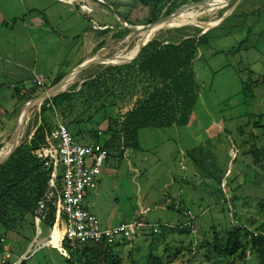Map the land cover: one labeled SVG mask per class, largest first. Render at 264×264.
Wrapping results in <instances>:
<instances>
[{
	"label": "rangeland",
	"instance_id": "obj_1",
	"mask_svg": "<svg viewBox=\"0 0 264 264\" xmlns=\"http://www.w3.org/2000/svg\"><path fill=\"white\" fill-rule=\"evenodd\" d=\"M34 1L0 0V151L13 139L22 107L27 103L13 101L12 97L17 98L23 91L34 97L40 96L43 92L35 83L36 76L45 77L47 90L52 87H48L52 75L59 76L55 80L65 77L64 70L56 68V49L62 55L61 60L78 57V44L72 54L69 48L55 44L58 34L70 36L64 24L69 25L67 22L72 20L62 23L53 15L51 22L57 28L45 38L44 45L48 46L40 48L38 52L34 51L30 39L37 32L29 30L26 33V29L18 28L23 19L27 20L29 27L32 26L31 22L35 24L45 19L43 14L30 12V7L35 6ZM89 2L92 11L86 10L88 7L85 5V17L78 19L89 26L97 22L120 27L123 25L121 19L127 17L133 24H128L131 27L147 26L149 9L136 7L137 0ZM263 2L251 0L244 5L243 10L254 13L247 17L242 32L231 33L236 19L211 30L209 44L201 47L192 66L199 100L189 122L184 126L140 130L139 149L127 150L129 158L121 163L103 166L102 184L88 201L101 224L105 227L139 218L141 221L151 220V226L144 229L142 237L113 250L121 257L123 264H132V261L145 264L150 255L162 258L164 264H210L206 256L213 258V264H231L230 259L218 258L213 249L209 255L208 248H201L202 242L214 245L234 227L249 232L264 230V83H261L264 80V9L256 11ZM175 3L181 8L195 3V0H176ZM236 3L237 0H219L216 5L221 7L218 10L192 21L198 24L212 22L211 25H215L224 14L237 9ZM41 7L49 9L47 1L43 0ZM165 13L166 9L162 17L167 16ZM184 20L178 17L173 22L178 24ZM184 26L162 31L154 39L162 35L173 38L185 34L193 36L197 29L201 30L196 26ZM178 29L182 31L176 32ZM139 38V34L129 30L126 36L115 37L114 48L106 56L119 57L135 50V42ZM243 40L246 43L240 50L238 46ZM102 53L100 50L94 56ZM17 63L28 68H22ZM101 67L80 73L67 88V92L79 86ZM145 88L146 85L144 89L141 86L134 99L118 105L114 110L106 107L97 112L95 104L84 106L74 99L71 106L50 113L49 122L54 127L58 122L65 121L72 133L80 131L87 135V142L93 141L88 135L89 130H103L106 116H111L113 112L121 116L130 111L136 101L144 97ZM42 107H32L33 113L21 145L28 143L38 129ZM25 120L27 116L24 115L20 128ZM74 121L78 122L71 123ZM76 138L79 143L84 141L80 135ZM105 139L106 136L100 137V144ZM198 146L202 147V156L208 159V165L213 162L218 170L225 173L226 185L218 187V190L217 185L207 180L187 156L189 150ZM251 150L262 153L259 165L254 164ZM169 195L176 207L173 211L161 208ZM139 201H146L144 209L149 208L150 211L144 215L139 214ZM189 211L196 216L190 234H167L164 237L153 232L154 228L160 230L166 224L173 227L183 224L187 221L186 213ZM30 223L31 219L26 221L19 232L7 231L0 224V264H66L61 255L79 264L80 256L71 257L72 254L62 248V241L60 245H57V240L54 242L60 236L62 225L58 229L55 224L56 229L51 231L41 227L39 233L37 226L34 231ZM1 239L5 243H1ZM6 246L12 255L7 261L4 260ZM178 251L183 254H177ZM111 263L112 258L108 256L101 264ZM235 264L257 262L253 257L246 261L237 260Z\"/></svg>",
	"mask_w": 264,
	"mask_h": 264
},
{
	"label": "trees",
	"instance_id": "obj_2",
	"mask_svg": "<svg viewBox=\"0 0 264 264\" xmlns=\"http://www.w3.org/2000/svg\"><path fill=\"white\" fill-rule=\"evenodd\" d=\"M175 1L137 0L136 7L142 6L149 9L146 23L149 25L161 18L165 9L166 15L179 9L180 6H177ZM201 1L204 0H195V2ZM250 1L243 0L221 25L236 19L237 22L231 29V33L245 30L247 17L254 13L243 10L244 5ZM258 7L256 11L264 9V2ZM124 20L133 26L128 17ZM187 21L186 19L182 23ZM182 23L176 27H167L165 30L182 27ZM123 29L124 31L118 35L119 37L126 36L128 33L127 29ZM175 31L180 32L182 29ZM201 32L202 30L197 29L196 35L193 36L185 34L180 38L161 36L154 39L140 51L137 58L130 64L108 67L96 74L94 78L85 81L80 87L76 86L72 91L47 100L41 110L40 125L31 140L21 145L0 166V224L7 231L19 232L26 221L30 219L32 220L30 225L34 231H36L37 218L41 220L40 229L44 227L50 231L56 223L57 196L51 199L48 197L51 191L52 169H48L45 162L35 154L36 151L51 146L49 134L53 126L50 124L48 116L53 113L54 108L62 111L64 106H71L74 99H77L84 106L95 104L97 112L106 107L114 110L118 105L134 99L140 87L143 86L144 89V85H146L144 97L137 100L130 111L121 116L115 115L114 112L111 116H106L107 127L104 131L106 139L103 147L108 152L107 160L116 159L118 162L124 159L127 150L139 149L140 130L186 125L199 100L192 66L199 56L201 47L207 46L210 42L211 30L198 38ZM147 37L148 35L143 37L138 46ZM245 43L246 40H243L238 49L242 50ZM118 58L122 57H116V59ZM60 80H57L55 84ZM261 83H264V80ZM68 87L64 90H67ZM76 89L77 91L73 92ZM37 97L32 96L31 93L28 94V92L17 95L20 102H29ZM49 103H52L53 108L47 107ZM76 122L78 121L71 123L75 124ZM25 132L26 130L20 136V141H22ZM88 133L93 142L100 143L98 131L89 130ZM80 134V131L72 133L74 138ZM202 151V147L198 146L189 150L187 156L196 164L207 180L217 185L218 190V187H222L225 173L218 170L213 162L208 165V159L206 157L203 159ZM250 153L254 156V164L259 165L262 160V153L252 150ZM5 154L0 156V160ZM210 159L212 161V158ZM227 185H229V180ZM42 205H44L43 209L41 208ZM170 208L175 210L176 207L172 205ZM192 228V226L187 225L164 226L161 227L158 234H162L164 237L167 234H190ZM129 243L121 242L113 246L85 245L72 248L64 242L62 248L68 254L71 253V257L80 256L79 264H101L108 256L112 258L111 264H123L121 257L115 254L113 250L120 249ZM202 247L209 249V255L212 254L213 249V253L218 255V258L230 259L231 264H235L237 260L246 261L253 257L257 264H264L263 229L249 232L244 228L234 227L231 231L226 232L221 239H218L214 245L202 242ZM54 250L59 253L56 249ZM177 254L182 255L183 253L178 251ZM61 258L66 260V264H74L71 258L67 260L62 255ZM205 258L207 262L213 264V258L209 256ZM132 264L137 263L132 261ZM145 264H164V262L162 258L150 255Z\"/></svg>",
	"mask_w": 264,
	"mask_h": 264
},
{
	"label": "built area",
	"instance_id": "obj_3",
	"mask_svg": "<svg viewBox=\"0 0 264 264\" xmlns=\"http://www.w3.org/2000/svg\"><path fill=\"white\" fill-rule=\"evenodd\" d=\"M86 10L89 11V8ZM35 83L37 86H44L43 77ZM50 106L53 108L52 103L47 105ZM56 112L58 110L54 108L53 113ZM98 136L103 137L104 132L99 130ZM49 140L51 146L42 148L35 154L45 162L48 169H52L48 197L51 199L57 196L55 224L58 229L63 226L64 236L61 241L76 248L85 245L113 246L142 237L147 227L145 222L137 220L104 228L97 216L86 207L87 196L98 188L102 168L108 159V152L103 144L93 141L79 143L65 121H60L53 127ZM186 219L185 225L194 227L196 216L191 211L186 213ZM36 222L41 223V220L37 218ZM153 232L158 234L160 230L154 228ZM1 243H5V240L1 239ZM4 252V260L7 261L12 257L10 249L6 246Z\"/></svg>",
	"mask_w": 264,
	"mask_h": 264
},
{
	"label": "crops",
	"instance_id": "obj_4",
	"mask_svg": "<svg viewBox=\"0 0 264 264\" xmlns=\"http://www.w3.org/2000/svg\"><path fill=\"white\" fill-rule=\"evenodd\" d=\"M45 1H47L49 9H48V7L47 8L46 7H41L42 3H43V0L34 1L35 6H31L30 9H29L31 13L43 14L45 16V19L42 22L36 21L35 24L33 22H31L32 26H30V27H29L28 23L26 22L27 20H24V19L22 20L21 19L22 20L21 21L22 24L20 25L21 27H18V28H20V30L26 29L27 30L26 33L29 30H32V31L35 30L37 32L35 34L33 33V35L31 36L30 40H31L32 47H33L34 51L38 52L40 48H44V47L46 48L48 46V44H47V46L44 45V42L46 40L45 38H47L49 36V34L54 31V28H57L51 22L52 21L51 20L52 19V15L55 18H57L59 22L61 21L62 23H65V21H67V20H69V21L72 20L70 22H67V23H70L69 25H67V24L65 25L64 24V26L66 27L65 30L67 32H69L70 36H66V35L64 36L62 34L61 35L58 34V37L56 39L57 41L55 42L56 46H60V47L62 46L61 48H69L70 54L74 53L75 52V48L77 47V44L79 45V51H78V54H77L78 57L76 59L68 58L65 61L61 60L62 55L59 54V51H58L59 49H56V51L58 52V54L56 56L57 57V59H56L57 60L56 61V68L57 67H61L64 70L63 76H65V77H63V79L66 78L67 76H69L71 74V72L75 68L80 66L85 61H88V60L104 61V60H107V59L111 58V56L107 57L106 55L109 53V51L113 50L115 37H119L118 35L121 32L124 31V29H123V28H125L124 25H122L120 27H112V25L107 26V25H104V24H100V23H97V22L94 23L93 22V24H91L89 26V24H87L86 22L79 21L78 19L81 16L85 17V13H84V11H86L84 9L85 5L89 8L90 12L92 11V5L89 2V0H75V1H72V2H68L66 0H45ZM102 1L104 2V0H102ZM79 2H82V3L78 4ZM48 15H51V17H49ZM5 29H7V28H5ZM100 50H102V52H103L102 55L94 56V53L96 52V54H98V52ZM62 51L63 50H61V52ZM21 52L23 53V51H21ZM98 58H101V59H98ZM16 65H19V64L17 63ZM98 66H102V67L99 70H97V72H95L90 77L85 78V80L82 81L79 84V87L81 86L82 83H84L85 81L89 80L90 78H94L96 74H98V73H100V72H102V71H104L106 69V68L103 67L102 64H94V65L90 66L89 68L85 69L84 71H86L88 69H92V68L98 67ZM20 67H22V65ZM22 68L27 69L28 67L26 65H23ZM84 71H82V72H84ZM56 74H60V73L57 72ZM41 77H43V75L36 76L34 78V80L36 81L37 79H39ZM57 77H59V76L58 75H56V76L52 75V77L50 78V83H49L48 87L55 86V82L57 81L55 79ZM43 79H44V86H40V87L42 88V90H47L45 77H43ZM60 79L61 80L59 82H61L63 80L62 78H60ZM58 83H56V84H58ZM25 92L23 91L22 94H24ZM12 100L13 101H15V100L18 101V98L12 97ZM29 111H30V109L24 108V112H22L23 114L21 115V117L19 116L20 124L22 123L24 115L28 116ZM19 122H18V124H19ZM25 122H26V120H25ZM24 123H23V125H24ZM104 126H105L104 129L101 130L103 132L106 130L107 121H106V125H104ZM88 135H89V133H88ZM80 136L84 140L82 143H88L86 134L85 135L80 134ZM76 140H77V138H76ZM126 155H128L127 152L124 155V159H128L129 158V155H128V158L126 157ZM123 160H121V161H123ZM121 161L118 162V160H116V159H114V160L113 159H109V160H107L106 164H108V165H110L112 163H114V164L116 163L117 164V163H121ZM111 166H113V164ZM103 172H104V170L102 168V172H101V175H100L99 180H98V188H100V186L102 184L101 176H102ZM222 185L223 186L226 185V177H224ZM167 186H169V184ZM94 192H91V193L88 194L87 201H86V207L92 213H94V210L92 209V206H89L88 201L92 197V194ZM170 198H171L170 195L167 196V200H166L165 205H163L161 207L162 209L173 211L170 208L173 205L171 200H170ZM145 202L146 201H144V203L142 201L138 202V206L140 208L139 214H141V215H144L147 211H150L149 208H147L146 210L144 209ZM181 213L184 214V210H182ZM94 215H96V214L94 213ZM137 220L141 221L142 219L139 218V219H136L134 221H137ZM134 221H124L122 223H132ZM143 222L146 223L147 227L151 226L150 225V223H151L150 219H147L146 221H143ZM122 223H118V224L111 225V226H107L106 225L105 227L103 225L102 226L104 228H113V227L118 226V225H120ZM167 225L168 224H166L165 226H167ZM181 225H185V222L183 224H181ZM168 226L169 227H173L171 225H168Z\"/></svg>",
	"mask_w": 264,
	"mask_h": 264
},
{
	"label": "water",
	"instance_id": "obj_5",
	"mask_svg": "<svg viewBox=\"0 0 264 264\" xmlns=\"http://www.w3.org/2000/svg\"><path fill=\"white\" fill-rule=\"evenodd\" d=\"M209 1L210 0H204L201 2H195V3H193L187 7H181L169 15L159 18L156 22L145 26V28H143V29H140L139 27H131L126 23V21L124 19H121V22L124 25V27H126L130 32L135 33V34H139L141 32H146L149 34V37L146 40H144V42L142 44L137 46L135 48L134 52L129 57H126L124 59H121V60L118 59L117 60L116 56H113V57H111L107 60H104V61H98V60L97 61L96 60L85 61L80 66L75 68L71 72V74L69 76H67L66 78H64L61 82H59L58 84H56L52 88L46 90L37 98L27 102L22 107V111L24 110V108L31 109L34 106H38L39 108H41L43 103L46 102L47 100H50L52 98H55L58 95L66 93L67 92L66 90L61 91V92H57L56 88L59 87L70 76H73V75L77 76L82 71H84L85 69L89 68L90 66H92L94 64H102L104 68L124 66V65L130 64L132 61H134L137 58L140 51L145 46H147L150 42H152V40H154V38L156 37V33L159 30H161L163 28V26L173 23V20H175L178 16H180L183 12H186V11H192V10H196V9H206V11H204L203 13L204 14L208 13L209 12V6H210ZM241 1L242 0H238L235 6H238ZM233 12L234 11H231V12L224 14V16L221 18V20L219 22H217L215 25H209L208 23L200 22V25H196V27H198L202 30V32L198 35V38L202 37L208 31H210L213 28L222 24L224 22V20L227 17H229ZM204 24H206L207 26ZM178 28H182V27H178ZM22 111H21V114H22ZM21 114H20V117H21ZM20 135H21V129H20V122H19V124L15 130V134H14V138H13V146H12L11 150L0 160V166H2L14 154V152L21 146ZM36 226H37V231L40 233L41 232L40 222H37Z\"/></svg>",
	"mask_w": 264,
	"mask_h": 264
},
{
	"label": "bare ground",
	"instance_id": "obj_6",
	"mask_svg": "<svg viewBox=\"0 0 264 264\" xmlns=\"http://www.w3.org/2000/svg\"><path fill=\"white\" fill-rule=\"evenodd\" d=\"M216 4H219V0H210L209 1V12L208 13H210V12H212V11H215V10H218L221 6H218V5H216ZM84 8H85V6H84ZM204 10L205 9H202V10H192V11H186V12H183L180 16H178V17H182V18H184L185 20L187 19L188 21L187 22H184L185 23V26H196V25H200V24H198V23H195V22H193L192 21V19H196V18H200V17H202L203 15H204ZM177 17V18H178ZM175 23V22H174ZM174 23H171V24H167V25H165V26H163V28L161 29V30H159L157 33H156V36L160 33V32H162V31H167V30H165V28H170V27H176L178 24H181V23H178V24H174ZM184 23H182V25L184 26ZM209 25H211L212 24V22H210V23H208ZM206 25V24H205ZM184 26V27H185ZM207 26V25H206ZM139 28L140 29H143V28H145V26H139ZM139 35H140V38H139V40L137 41V42H135V47L134 48H136L137 46H138V44H139V41L143 38V37H146L147 35H148V37H149V34L148 33H146V32H141V33H139ZM162 36H164V35H162ZM147 37V38H148ZM146 38V39H147ZM145 39V40H146ZM144 42V41H143ZM142 42V43H143ZM141 43V44H142ZM128 45V44H127ZM119 52V51H118ZM134 52V49L133 50H131V52H129V53H127V54H122V55H119L120 57H122V58H118V59H124V58H126V57H129L132 53ZM96 59V58H95ZM98 59H101V58H98ZM117 59V60H118ZM78 76V75H77ZM77 76H75V75H73V76H70L69 78H67L59 87H57L56 88V91L57 92H61V91H65L64 89L66 88V87H68V86H70V85H72L74 82H75V80H76V78H77ZM39 109V108H38ZM33 108H31L30 109V111H29V113H28V116H27V120H26V122L24 123V125L22 126V128H21V135H22V133L26 130V128H27V124H28V121L30 120V118H31V116H32V113H33ZM20 135V136H21ZM14 138V137H13ZM5 147L4 148H2L1 149V151H0V156L1 155H3V154H7L10 150H11V148H12V146H13V139L10 141V142H8L6 145H4ZM5 154V155H6ZM4 155V156H5ZM3 156V157H4ZM59 234H60V236L56 239L57 240V245H60V242L59 241H61L60 239L61 238H63V236H64V232H63V230H61V231H59ZM61 237V238H60Z\"/></svg>",
	"mask_w": 264,
	"mask_h": 264
}]
</instances>
